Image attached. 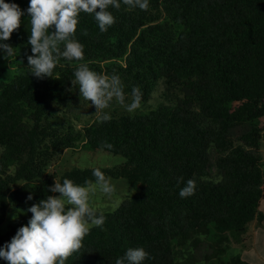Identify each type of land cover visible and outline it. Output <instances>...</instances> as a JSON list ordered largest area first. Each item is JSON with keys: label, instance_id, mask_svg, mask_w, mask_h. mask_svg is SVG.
Returning a JSON list of instances; mask_svg holds the SVG:
<instances>
[{"label": "trees", "instance_id": "16d2710c", "mask_svg": "<svg viewBox=\"0 0 264 264\" xmlns=\"http://www.w3.org/2000/svg\"><path fill=\"white\" fill-rule=\"evenodd\" d=\"M120 2L108 8L115 23L106 32L94 14L81 12L73 39L83 46V60L61 58L52 77L37 78L27 59L30 0H5L24 15L2 43L28 53L20 74L0 82V225L10 206L28 209L56 194L49 191L56 175L47 177V169L82 142L125 161L73 168L59 182L95 183L99 168L107 179L125 178L134 195L113 212L96 210L103 226L91 227L65 264H116L129 248L149 254L142 264H251L225 255L253 221L264 222V0H148L146 11ZM81 63L118 75L126 98L139 87L141 102L163 82L169 104L76 129L60 109L79 92L71 81ZM105 142L113 147L101 150ZM189 179L194 194L181 198ZM31 216L27 211L0 234V248ZM203 240L210 253L197 261L193 248Z\"/></svg>", "mask_w": 264, "mask_h": 264}, {"label": "clouds", "instance_id": "9594fccd", "mask_svg": "<svg viewBox=\"0 0 264 264\" xmlns=\"http://www.w3.org/2000/svg\"><path fill=\"white\" fill-rule=\"evenodd\" d=\"M129 8L146 11L148 0H122ZM109 6L121 7L120 0H30L27 13L30 15L31 33L28 43L32 55L28 56L30 75L37 78L52 77L59 59L82 61L83 46L73 39L81 12L94 14L101 32H106L115 23ZM24 13L18 5L0 0V49L6 58L15 55L14 48L2 43L10 39L12 33L20 27ZM50 29L54 31L50 32ZM87 34L86 32L84 33ZM60 45H63L61 49ZM73 86H78L80 95L95 107L101 121L111 119L103 110L113 100L123 105L127 112L133 113L140 107L142 93L139 87L132 89V101L125 104V93L120 77L98 74L89 69L87 64H79L74 71ZM112 144L105 142L101 150L111 149ZM95 183L86 181L84 186L76 185L69 179L62 183L55 179L49 188L59 196H48L38 204L27 209L32 214L27 225L18 229L16 235L3 248L0 259L7 264H65L74 252L82 247L84 237L91 227H102L105 217L97 215L90 206V193L97 188L105 195L111 196L114 186L99 169H93ZM183 178H179L178 183ZM196 183L189 179L181 189V198L194 194ZM32 200V195L27 197ZM143 248H129L116 264H142L148 257Z\"/></svg>", "mask_w": 264, "mask_h": 264}, {"label": "rangeland", "instance_id": "374dc122", "mask_svg": "<svg viewBox=\"0 0 264 264\" xmlns=\"http://www.w3.org/2000/svg\"><path fill=\"white\" fill-rule=\"evenodd\" d=\"M15 55L6 58L5 52L0 49V82H8L15 75L21 72V57L28 53L26 46H19L14 49ZM176 94H170V98L175 99ZM132 96L125 99V104H130ZM169 104L166 97L165 85L163 82L158 84L151 99L147 102H141L140 107L133 113L126 111L125 107L113 100L108 108L103 111L112 116L145 114L158 108L160 105ZM60 114L69 120L70 125L76 129L90 123L99 121L95 112V107L86 104L78 91L71 93V100L65 108L60 109ZM262 123V122H261ZM260 153L264 158V140L260 147ZM214 156V154H212ZM125 161V158L119 155L106 153L103 151H93L89 147H84L82 142H77L73 148H69L57 155L54 161L47 169V177L56 175L59 182L61 176L73 168H93V167H114ZM213 162V161H212ZM54 179V182H55ZM114 186V192L111 196L103 194L98 188L94 194L90 193L89 203L97 211L113 212L124 201L129 200L134 195V190L125 178H109ZM56 193L54 196H59ZM260 211L264 212V201L261 203ZM27 207L21 205L18 208L10 206L7 215L0 225V234H5L21 217L26 216ZM210 253L207 241L203 240L193 248L195 260L201 261ZM235 255H241L251 264H264V222L258 223L256 220L249 225L247 233L243 236L242 242L233 243L228 249L225 258L230 259Z\"/></svg>", "mask_w": 264, "mask_h": 264}, {"label": "crops", "instance_id": "0c3cea01", "mask_svg": "<svg viewBox=\"0 0 264 264\" xmlns=\"http://www.w3.org/2000/svg\"><path fill=\"white\" fill-rule=\"evenodd\" d=\"M263 201H264V200H263ZM263 201H262V202H263ZM260 207H261V206H260Z\"/></svg>", "mask_w": 264, "mask_h": 264}]
</instances>
